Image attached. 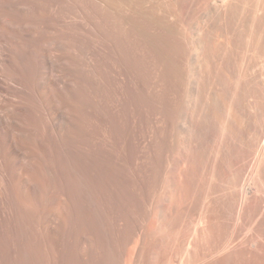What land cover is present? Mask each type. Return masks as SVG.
<instances>
[{
    "label": "bare ground",
    "instance_id": "bare-ground-1",
    "mask_svg": "<svg viewBox=\"0 0 264 264\" xmlns=\"http://www.w3.org/2000/svg\"><path fill=\"white\" fill-rule=\"evenodd\" d=\"M173 2L168 56L97 0L62 197L15 264H264V0Z\"/></svg>",
    "mask_w": 264,
    "mask_h": 264
},
{
    "label": "rangeland",
    "instance_id": "rangeland-1",
    "mask_svg": "<svg viewBox=\"0 0 264 264\" xmlns=\"http://www.w3.org/2000/svg\"><path fill=\"white\" fill-rule=\"evenodd\" d=\"M103 1L119 11L126 37L142 43L143 25L168 56L176 54L166 36L169 20L178 16L173 0ZM96 3L0 0V264H15L14 245H35V210L45 212L62 197L66 127L81 115V70L85 64L93 70ZM135 22L137 34L128 25ZM71 129L80 134L77 126ZM247 230L230 246L244 243ZM41 245L59 243L47 233Z\"/></svg>",
    "mask_w": 264,
    "mask_h": 264
}]
</instances>
